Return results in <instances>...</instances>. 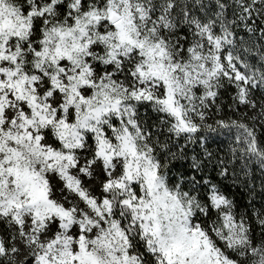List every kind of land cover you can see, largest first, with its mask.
I'll return each instance as SVG.
<instances>
[{
	"label": "snow or ice",
	"instance_id": "1",
	"mask_svg": "<svg viewBox=\"0 0 264 264\" xmlns=\"http://www.w3.org/2000/svg\"><path fill=\"white\" fill-rule=\"evenodd\" d=\"M0 264H264V0H0Z\"/></svg>",
	"mask_w": 264,
	"mask_h": 264
}]
</instances>
